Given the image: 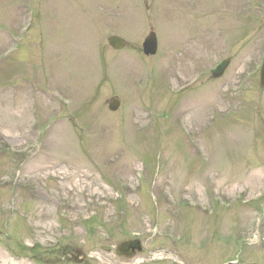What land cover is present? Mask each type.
Returning a JSON list of instances; mask_svg holds the SVG:
<instances>
[{
    "label": "rangeland",
    "instance_id": "374dc122",
    "mask_svg": "<svg viewBox=\"0 0 264 264\" xmlns=\"http://www.w3.org/2000/svg\"><path fill=\"white\" fill-rule=\"evenodd\" d=\"M263 53L264 0H0V264H264Z\"/></svg>",
    "mask_w": 264,
    "mask_h": 264
},
{
    "label": "water",
    "instance_id": "95a60500",
    "mask_svg": "<svg viewBox=\"0 0 264 264\" xmlns=\"http://www.w3.org/2000/svg\"><path fill=\"white\" fill-rule=\"evenodd\" d=\"M109 45L113 49H120L123 47L124 42L118 38H111L108 40ZM155 38L152 34L145 40L143 44V49L145 54H153L155 51ZM218 73H215V76H218ZM260 86L264 87V66L260 74ZM119 103L117 101L109 102V109L114 111L117 109ZM118 254L123 256L126 259H130L135 255L136 252H140V243L138 241H130L122 243L117 248Z\"/></svg>",
    "mask_w": 264,
    "mask_h": 264
}]
</instances>
